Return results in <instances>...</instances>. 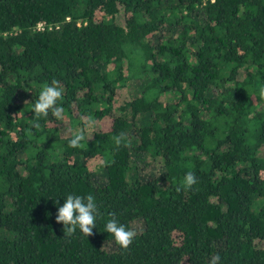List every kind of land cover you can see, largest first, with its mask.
I'll list each match as a JSON object with an SVG mask.
<instances>
[{
  "label": "trees",
  "instance_id": "trees-1",
  "mask_svg": "<svg viewBox=\"0 0 264 264\" xmlns=\"http://www.w3.org/2000/svg\"><path fill=\"white\" fill-rule=\"evenodd\" d=\"M53 80L64 120L37 129ZM261 88L264 0H0V264H264ZM68 194L95 196L94 235H64ZM110 214L137 232L126 250Z\"/></svg>",
  "mask_w": 264,
  "mask_h": 264
},
{
  "label": "clouds",
  "instance_id": "clouds-1",
  "mask_svg": "<svg viewBox=\"0 0 264 264\" xmlns=\"http://www.w3.org/2000/svg\"><path fill=\"white\" fill-rule=\"evenodd\" d=\"M260 95L264 97V88L260 89ZM63 100V87L59 81L53 80L51 84H45L42 88L38 99L36 100L33 111L35 113V119L33 121V127L39 129L40 123L38 118L41 116H47L49 111L56 118L57 121L63 122L65 109L59 103ZM86 128H91L95 125L93 117L87 118L81 117ZM85 132L81 129L78 132L73 133L72 138L69 140V146L72 148H83L85 141ZM125 134L120 133L113 137L115 145L119 147L122 142L126 141ZM113 161L110 158L101 161L102 166L110 165ZM197 177L194 172L185 173L184 179L177 187V191L189 190L193 185L197 183ZM100 215V210L96 202L95 196L89 194L87 196L68 194L62 206L58 208L57 215L55 217L57 223H63V232L65 236H72L77 228L88 236L94 235L93 229L96 228V220ZM110 218L105 227L106 231L110 233L116 242L122 249H128L133 240L135 239L137 232L134 229L128 228L115 218L114 214H110ZM221 257L217 253L212 256L210 264H218Z\"/></svg>",
  "mask_w": 264,
  "mask_h": 264
},
{
  "label": "rangeland",
  "instance_id": "rangeland-1",
  "mask_svg": "<svg viewBox=\"0 0 264 264\" xmlns=\"http://www.w3.org/2000/svg\"><path fill=\"white\" fill-rule=\"evenodd\" d=\"M179 32H180V28H175V29H173L172 34H173V36H177L179 34ZM226 89H227V97L232 98L233 97V91L230 90V87H227ZM122 93H123V95H122L123 97H124V95L127 97H131L132 95L137 94V87H136V85L131 84L129 87L124 89L122 91ZM148 121H149L148 116H146V115L141 116V120H140L141 123H146ZM134 159L135 160H141L143 163H148V165H146V166L143 165L146 169L148 167L152 166L151 158L149 155H144V154L143 155L142 154L134 155ZM96 180H97V182H99L100 185L106 184L108 182V176H107L106 171L100 170L96 175Z\"/></svg>",
  "mask_w": 264,
  "mask_h": 264
},
{
  "label": "built area",
  "instance_id": "built-area-1",
  "mask_svg": "<svg viewBox=\"0 0 264 264\" xmlns=\"http://www.w3.org/2000/svg\"><path fill=\"white\" fill-rule=\"evenodd\" d=\"M40 27H42V25H40Z\"/></svg>",
  "mask_w": 264,
  "mask_h": 264
}]
</instances>
